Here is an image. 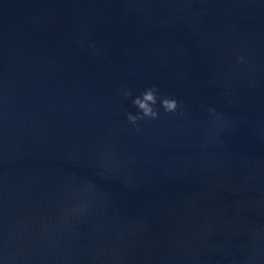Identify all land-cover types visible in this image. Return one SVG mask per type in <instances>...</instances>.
<instances>
[{
	"label": "water",
	"instance_id": "95a60500",
	"mask_svg": "<svg viewBox=\"0 0 264 264\" xmlns=\"http://www.w3.org/2000/svg\"><path fill=\"white\" fill-rule=\"evenodd\" d=\"M0 264H264V0H0Z\"/></svg>",
	"mask_w": 264,
	"mask_h": 264
},
{
	"label": "clouds",
	"instance_id": "9594fccd",
	"mask_svg": "<svg viewBox=\"0 0 264 264\" xmlns=\"http://www.w3.org/2000/svg\"><path fill=\"white\" fill-rule=\"evenodd\" d=\"M238 62H244L243 57H238ZM158 88L155 86L145 89L139 96H136L132 103L139 110L136 115L131 113L127 114V120L130 123L135 124L138 120L143 119L145 117L156 119L158 117V112L155 110L154 106L157 103V93ZM125 97H129L132 95L131 91L124 93ZM160 105L165 112H174L178 105L177 101L174 98L170 97H162L160 98Z\"/></svg>",
	"mask_w": 264,
	"mask_h": 264
}]
</instances>
